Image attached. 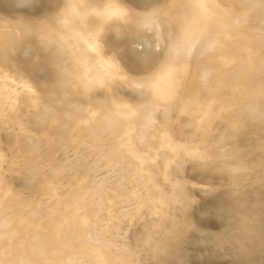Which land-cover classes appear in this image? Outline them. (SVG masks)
I'll list each match as a JSON object with an SVG mask.
<instances>
[{
  "label": "rangeland",
  "instance_id": "374dc122",
  "mask_svg": "<svg viewBox=\"0 0 264 264\" xmlns=\"http://www.w3.org/2000/svg\"><path fill=\"white\" fill-rule=\"evenodd\" d=\"M16 1V4L18 5H14ZM16 1L1 0L0 4L3 6H0V9H2L0 12V20L2 22L14 21L19 25L25 24L29 21L27 19H21V16L29 14L32 15V13H34L32 7H38L40 9L42 8L43 4L44 7L40 10H49L46 16L51 17L50 20H58L59 18L57 16L62 12L61 10L64 9V6L66 5L65 3L67 2V0H57L56 2L55 0H51V2H49L50 0ZM44 1L48 2V5L49 3L50 5L53 4L55 7H50L51 9L53 8L52 10H50V8L46 9L48 8V5L47 3H43ZM59 1H61V3ZM104 1L107 0H98V6L105 5L107 7V4L112 0H108V3ZM128 1L130 0H126V3L124 0L123 3L122 0L123 4L126 3L125 8L127 11L128 5L130 3H128ZM143 1L144 3L150 2V0ZM54 2H59V8L57 7L58 4H55ZM62 2L64 3L63 5ZM36 3H38L39 6ZM75 4L79 3L75 2ZM20 5H23V8L26 7L28 10H24L25 8H22V11L19 10V7L21 8ZM45 5H47L46 8ZM130 5L133 6L132 4ZM28 6H32L31 9ZM101 6L95 7L102 9ZM105 6L103 7L102 11L99 9L100 11L98 12V9L95 11V7H92L93 9L88 8V6L85 4L82 5L83 8L79 12L81 15L83 13L87 15L88 11L90 10L92 12H97V14L95 13L96 15L90 12L92 15L87 21L81 16L80 25L82 30L81 32H83L85 35L84 37H90L91 39L96 40L94 44H91L94 45V47H90V50L87 48L90 45H82L81 49L78 48L76 50L68 43H58L57 41L56 43L58 44H55L54 48L51 50V53L53 54H51L50 51L47 53V56L48 54H51L47 57L50 58L46 59V57H44L46 54L41 57L47 61L45 62L43 60L44 63L41 64V67L36 66L34 58L32 57V49L29 47V45H27L29 50L23 49V52L18 50L19 52L17 53H15L14 50L8 53L6 55V63L10 70L8 75L11 76L15 84L18 86L25 81L22 71L17 68L18 62L21 61L23 62L21 66L30 74V78L32 77V80L37 84L36 87H38L40 92L44 93L45 99L49 101H52L55 98L75 100L77 97L84 100H98L101 103V107L104 109V111H106L105 109H109V101H111L110 99L119 100L121 102H126L130 105H137L139 107L152 101L154 90L151 86L145 89L146 91H140L136 90L134 85L138 83L137 81H150L156 75L160 67H162L165 59H167L171 53V46L175 41L174 37L176 28L172 24V21H169L171 18H168V20L164 18V20L166 19V23H163L162 25L163 30L166 32V39L162 42L157 38V36H152V38L148 35L149 37L146 39L147 41L143 40V45L140 43V46L142 47V49H140L143 52H140V49H137L138 43L134 38H132L136 35L130 36L131 40L127 43V47L131 50L128 48L127 49L129 52L131 51L130 54L132 53L133 55L130 56L128 54L129 52L127 53L128 50L123 52L125 55L127 53L128 57L126 55V58L129 59L128 61H131L130 58L132 59V56H134V58H138V61H141H139V63L143 66L149 62L154 66L153 68L151 67L149 71L136 68L135 70H137V72L132 68H129V66L131 67L132 65H139L136 59H132L133 61L135 60L134 63L136 65L132 63L133 61L126 63L127 59L123 58L125 57L124 54L121 55L122 51L115 52L111 50L113 47H109V39H106V43L108 44H103V42L105 43V39L103 42L98 40L99 38L97 34H99V32L102 30L101 27L106 24L105 21L108 16V12H106L107 8ZM7 9H9V11L11 10V12H15V15L13 14L15 17H13L12 14L9 15V11ZM214 9L217 12L216 14L219 18L216 20V22H212L210 27H208V29L203 34L200 42H198V44L193 48L190 55V60L188 62L189 64L187 66L188 69L184 71V74L182 73V75H180L177 81L178 84L174 89L175 91L173 90L172 92V96L174 95L172 104H170L169 101H166L158 108L155 124H157V126L159 125V129H155L156 134L158 135L154 137V142L150 136V138L148 137L149 140L146 138V147L140 154V156H143L141 161L138 159L139 157L136 158L137 160H133L134 156L130 154V152L134 153L136 149H122L115 161V167L113 169L114 171H109V191L112 192V195L115 198L121 199L124 198L126 194H130L134 196V202L136 203V206L140 205L142 208L140 218L133 220L128 217L125 221L124 227V231L126 230L124 234L125 238L129 241L131 238L133 240L130 241V243H138L140 247L144 246L141 247L144 251L141 249L142 252L139 255L140 261L138 264H167L173 260L175 256H178V264H264V131H262L264 128H261L260 126L262 125V127H264V97L262 99L259 98L261 96L260 94L263 92L262 86L264 88V82H262L264 81V72H262L264 67L263 70L261 67L264 62V0H214ZM6 10L8 14H6ZM53 10H55V12ZM101 12L103 14H100ZM104 12L106 14H104ZM42 13L39 12L38 15ZM126 15L124 14V18L120 22L123 25L126 22L125 19H127ZM8 16L11 17L9 18ZM116 22L117 21L115 20L110 22L115 24L112 26L113 30L111 29L112 33L110 34V36L113 37L118 34L117 32L120 33L121 30V26L116 25ZM136 22H139V20ZM156 33L160 32L157 31ZM36 35L37 34L34 27L31 33L27 34L26 38L29 37L32 40H35L37 38L35 37ZM18 37L23 38L19 28L12 32V40H15L16 38L18 39ZM150 37L152 40H150ZM237 40L241 42L237 43ZM250 40H252V43H250ZM245 41H247L250 45ZM242 42L246 45H243ZM107 45L108 47H106ZM247 45H249L247 48H250L254 45L253 47H255V51L258 48L256 46L260 47L261 45L260 48L263 47V49L258 48L261 52L263 51L262 53L259 50L256 51L258 52L257 55L259 54V57L257 58L259 61L255 60L257 56H254V48L252 47L253 49L250 48L249 50L246 48ZM46 47H48V45ZM105 48L107 51H105ZM121 48L126 49V46H121ZM233 48L234 54H231L232 52L230 51V54L229 52L227 54L228 49L232 50ZM237 49L239 52L243 49L245 53L246 51H250V56L248 53L247 55H244L249 58V60L254 58V61L257 62V66L254 65L255 62L252 64L253 66H256V69H260L259 71H254L255 73L258 72V74H256L258 77L255 74H250L251 76L249 75L248 77L247 73L249 74V71L251 70L248 71L247 69L250 66L245 65L247 68L244 66L247 70L245 71L247 72L245 74L246 78L245 76L244 78L247 79L251 77L250 80L252 79L251 81H253L255 85H251L253 82L250 83V80H248L249 84H247V82L242 84L245 81H240V78L243 76L241 74L245 69L242 68L240 74L236 73L240 70L236 68L238 67L236 62L239 60L232 61V63L235 62L236 65H233L232 69H230L232 64H229L230 67L228 69L226 68L228 67L226 66L228 64L227 62V64L224 62V64H222V61H227V59L230 60V58L234 57V55L236 56L234 59L237 60V58H241L246 60L248 63L249 61H247V58H243V54L242 56L238 55ZM113 50L116 49L113 48ZM218 50L221 54L220 58L222 55H224L222 54L223 52L225 55L227 54V56L230 55V57L228 56L229 58L227 59L225 57H222L221 60L218 59ZM138 51L141 54L139 55L140 57L136 56V52ZM73 52H75L76 55H73ZM235 52L239 57L235 54ZM211 53H214V56L217 55L218 57L211 56ZM251 53L254 57H251ZM62 54L65 55V57L62 56ZM56 55H60L58 56L59 60L64 61L62 62L63 65L61 62H59V64L62 65V68H69L70 71L64 68H60L61 71L60 69H56V73L53 71V67L56 65L55 62L58 63V60L55 59L57 58ZM86 55L88 56L85 57ZM143 55H145L144 58L147 61H142ZM231 55L233 56L231 57ZM93 56L94 58H98V60L100 59L101 62L98 60L94 61V58L92 59ZM120 57L125 60L126 64ZM209 57H213V60L217 58V60L220 61H212V59H209ZM53 58L55 60H53L54 62L52 61ZM224 58L226 60H223ZM243 60L241 63H244ZM65 61H68L70 64L67 62L68 65L65 66ZM258 63H261L262 65ZM59 64H57V67ZM96 64H101L103 68ZM127 64L129 66H127ZM48 65L53 66L48 67ZM69 65L72 67V71ZM234 66L236 72L233 69ZM242 66L243 64L241 67ZM0 67L1 75L7 74L4 73L2 64ZM85 67L88 69V77L84 74ZM93 67H97L96 70L98 71L93 69ZM49 68H52L53 70H50ZM57 70L60 72H58L59 74H63L60 75L64 76L63 79L58 77ZM62 70H64V72H62ZM94 70L96 71L95 73ZM230 70L234 71L235 75H232ZM67 71L70 77L69 75L68 77L67 75H64ZM72 72L75 73L72 75L75 78H73V80L76 82L71 79ZM259 72H262L261 74L263 78L262 76H260L261 78L259 77V75H261ZM52 73L57 74V78L54 77L55 75H52ZM96 73H98V75ZM250 73H253V71ZM254 75L256 78L253 77ZM238 76L240 77L239 79ZM69 80L72 81L73 84L75 83L74 86ZM237 80L238 82H236ZM67 81L69 83H67ZM83 83L87 86H85ZM88 85H90V87ZM247 87V91L250 94L248 96L245 95L247 92L245 91ZM250 88H252V92L249 91ZM243 93L245 98H243ZM73 95H76V97H72ZM235 95L241 97V102ZM88 96L91 98H87ZM262 96H264V94ZM209 97L211 98V101H209ZM252 97H254L253 101ZM230 101L234 103H231ZM238 101L240 103H244L239 106ZM257 101H261L260 104L263 103V105L259 104L262 106V109L258 108L260 106L258 105ZM202 103L204 105H202ZM230 104L234 105L230 106ZM254 104H257V106ZM189 105L192 107L190 108ZM202 106H204V110L202 109ZM218 106H220V108L223 106V110L218 111ZM244 106L246 107L244 108ZM210 108L215 111V113L213 112L215 115H213ZM225 108L227 109L225 110ZM28 109L30 110V107L28 102L25 100L21 104L20 111L21 113H25ZM260 110H262V112ZM250 111L253 113L250 114ZM208 112L209 114H207ZM219 112L220 114H218ZM222 112L224 114H222ZM219 115L220 117H218ZM254 116L257 117L256 120ZM216 118L223 119L219 121L216 120ZM30 130L33 133H41L43 132V127L41 123L35 120V118H31ZM1 139V149L5 157V161H10L11 157H15V155L20 156H18V162H20L19 166H17L16 163H12L13 169L11 170L10 178L13 184L19 187H24L25 184H28L27 173L29 172L30 166L33 164L32 162L30 163V157L25 153V150L28 149L26 136H23L22 134L13 135L8 131L2 130ZM80 140L81 137H79V139L74 144H72V146H77ZM151 146L152 149L147 151ZM195 149H197L198 153L193 155V161L191 160L187 166L186 162H182V165L177 166L178 160H182L185 157L189 158V155H191L190 153H192ZM138 153L139 149L136 150L135 154ZM187 173L190 174V177L187 176ZM193 174H195V177H197L195 178L194 176H191ZM183 176H185L184 180L182 179ZM153 177H157V180L161 186L160 188L162 195L160 192L152 190V188L149 186ZM42 178H44V175ZM188 195L190 196V199L188 205H185L184 200ZM167 201H170V210L165 215H163L162 212L165 209L164 206ZM109 209L111 212H114L117 211L118 206H109ZM162 217L163 222L161 221ZM214 219L219 225H216ZM204 220L206 221L204 222ZM141 222L142 226L140 224ZM206 222H208V226L205 225ZM212 222L215 223V226H212ZM146 224L147 226H144ZM160 224L161 226L158 227ZM192 224H194V226ZM138 228H140L144 233L142 231V233L139 232L140 230L138 231ZM142 228H145V231ZM185 234H187V236L190 234V237L187 238ZM196 246H200V248L205 246L206 248L203 247V249H199L198 247L196 249ZM150 256L152 257L151 261H149ZM197 260H199V262H197Z\"/></svg>",
  "mask_w": 264,
  "mask_h": 264
},
{
  "label": "bare ground",
  "instance_id": "6f19581e",
  "mask_svg": "<svg viewBox=\"0 0 264 264\" xmlns=\"http://www.w3.org/2000/svg\"><path fill=\"white\" fill-rule=\"evenodd\" d=\"M56 1L57 0H55V2ZM107 1H104V2H107ZM49 2H51V0ZM59 2L61 3V1ZM75 2L79 4H75ZM16 3L17 1L15 2L14 5H18ZM43 3L45 4L47 3L48 5V2L44 1ZM58 3H55V4H58ZM123 3H124V0H123ZM128 3L129 5L132 4L133 6L130 5L129 7L128 5V11H126L125 13V15L127 14L126 15L127 19H125L126 20L125 24L124 25L121 24L120 23L121 20L120 21L115 20L117 21L116 25L121 26L120 33L117 32L118 34L115 37L110 36L113 30L112 26H114L115 24L106 23L101 27L102 30L99 32V34H97L99 38L98 40L103 42V40L105 39V43L103 42V44L110 43L108 44L109 47L112 46L114 49H116V50H113L112 48L111 49L112 51H115V52L122 51L121 55L124 54L123 52H126V50L129 49L127 47V43L131 40V37H130L131 35L133 36L136 35L135 37H132V38H134L135 41L138 43L137 49H140V48L142 49V47L140 46V43L141 45H143V40L147 41L146 39L149 36L151 37L157 36V38L163 42L166 39L165 38L166 32L163 30L162 24L166 23L165 21L166 19L168 20V18L169 19L171 18V20L169 21H172V24L176 28L175 37H174L175 41L173 45L171 46V53L168 56V58L165 59L164 64H162V67H160V69L157 71L156 75L153 78L150 77L152 78L150 81H147V82H145L144 80H142V82L137 81L138 85L137 84L134 85L136 90L146 91L145 89H147L149 86H151L152 89L154 90V96H153L152 101L148 102L146 105H143L141 107L137 105H130V104H127L126 102H121L119 100L110 99L111 101H109V109H105L106 111H104V109L101 107V103L98 100L97 101L96 100H84V99L77 97L75 98V100L55 98L54 100L49 101L45 99L44 93L40 92L38 87H36L37 84L32 80V77L30 78V74L21 66V64L23 63L21 61L18 62L17 68L22 71L25 81L17 86L14 80L11 78V76L8 75L10 70L6 63V59H7L6 55L14 50H15V53H17L19 52L18 50H21V51L23 49L29 50L28 48L31 47L32 49L31 52H32V57L34 58V62L37 67H41L42 66L41 64L44 63L43 62L44 58L42 59L41 57H43L46 54L44 57H46V59H49L50 57L49 58L47 57L53 54L51 53L52 52L51 50L52 48H54L55 44H58L60 42H65L66 44L67 43L70 44V46L76 50L78 48L81 49L82 45L89 46L91 44H94L96 41L95 39H91L90 37L88 38L84 37L85 35L83 34V32H81L82 30H81L80 23H81V16L87 21L88 19L91 18L92 14H95V13L97 14V12H92L90 10L88 11V13L86 12L87 15H85V13L81 15L79 12L83 8L82 5H85V4L88 6V8H92L95 6L100 7L101 5L98 6L99 5L98 0L97 1L95 0H84V1L67 0V2L65 3L66 5L64 6V9H62L61 10L62 12L58 14L57 16L59 18L58 20H50L51 17L46 16L49 10L47 11H45L44 9H43L44 11L40 10L44 7V4L42 8L40 9L38 7L33 8L32 7L33 4H32L31 7L34 13L30 15L28 11L29 15L21 16V19H27L29 21L25 24L19 25V24H16V22L14 21L2 22L0 20V65L1 64L3 65V71L4 73H7L4 75H1L0 73V264H138V262L140 261L139 255L143 250L141 247H144V246L140 247L138 243L137 244L133 242L130 243V241H133V240L131 238V240L129 241L125 238L124 234L126 230L124 231V227H125V221L128 217L133 220L134 219L137 220L140 218V213H141L142 208L140 205L136 206V203L134 202L135 200L134 196L130 194H126L124 198H121V199L115 198L112 195V192L109 191V171L110 170H112V172L114 171L113 169L115 167L114 166L115 161L118 157L119 152L122 149L123 150L139 149L138 154H135L136 150L134 153L130 152V154L134 156L133 160H137L136 158L139 157L138 159L141 161V158L143 156H140V154L146 147V138L150 136L153 141L154 137L158 135L156 134L155 129H159L158 128L159 125L157 126V124H155V120L157 118L159 106H161L166 101H169L170 104H172V100L174 98V95L172 96L173 94L172 92L176 88V85L178 84L177 81L180 75H182V73L184 74V71L188 69L187 66L189 64L188 62L190 60V55L192 53L193 48L198 44V42H200L201 38L203 37V34L208 29V27H210L212 22L214 21L216 22V20L219 17L216 14L217 12L214 9V0H179V1L178 0H152V1L150 0L149 3H144L143 0H130L128 1ZM36 4L38 5V3ZM63 4L64 3L62 2V5ZM47 5H45V8L47 7ZM49 5H48V8L46 9H49L50 7H55L53 6V4H51L50 6ZM59 6L60 4L57 5L58 8ZM102 6L101 8L103 9L105 5L103 7ZM31 7L29 8L31 9ZM22 8H23V5L21 6V8L19 7V10L22 11ZM24 8H23L24 10L27 9L26 7ZM106 8L108 9V7ZM52 9L50 8V10ZM96 9H98V12L100 10L102 11V9L95 7V11ZM7 10L9 11V9ZM7 10L5 11L6 14L9 13V15L10 14L13 15L15 13L13 11L12 13L11 10L7 13ZM1 11L2 9H0V12ZM53 11L55 12V10ZM39 12L41 13L44 12V13H42L43 15L42 14L38 15ZM90 12L92 14H90ZM100 14H103V13L101 12ZM104 14L106 13L104 12ZM14 15L13 17H15ZM16 16H17V11H16ZM8 17L10 18L11 16H8ZM164 18L166 19L164 20ZM137 20H139L140 23L136 22ZM34 27H35L36 34H37L35 37L37 38L35 40H32L29 37L26 38L27 34L31 33ZM18 28L20 29V33L22 34L23 38L18 37V39L16 38L15 40H12V32L14 30H17ZM157 31L160 33H156ZM151 37H150V40H152ZM106 39L107 40L109 39V42L107 41L108 43H106ZM252 40H250L251 41L250 43H252ZM57 41L58 43H56ZM238 42H241V41L237 40V43ZM27 45H29V47H27ZM47 45L48 47H46ZM50 45H53V46H50ZM108 45L106 47H108ZM243 45H246V44H243ZM249 45H247L246 48ZM121 46L122 47L126 46V49L121 48ZM256 47L260 48L261 45L260 47L259 46H256ZM263 47L260 49H263ZM87 48H89L88 50H90V46ZM250 48H247V49L250 50ZM253 48H254L253 50V53H254L255 47ZM258 48L257 50L260 51V49ZM141 49H140V52H143L141 51ZM129 50L127 51V53L129 52ZM49 51L51 54H48L47 56V53H49ZM105 51H107L106 48H105ZM229 51L232 52L231 54H234V48L232 50L228 49L227 54ZM237 51L236 52L238 53L239 56L240 55L242 56V54L247 55V53L250 56L249 54L250 51L249 52L246 51L245 53V51L242 49V51H240L241 54L238 49ZM256 51H255L256 54L254 53V56L255 55L257 56L255 60L259 61V59H257L259 57V54L257 55L258 52ZM130 52L128 54L130 56L133 55L132 53L130 54ZM140 52L139 51L136 52V56L140 57L139 56L141 55ZM236 52L235 54L237 55ZM211 54L210 55L213 57L217 56V55L214 56V53H211ZM222 54L224 55H222L220 58L221 54L219 52L218 59L221 60L222 57H225L226 59L230 57V55H228L229 57L227 56V54L225 55L224 52ZM73 55H76V53L73 52ZM126 55L125 57L123 56L122 57L126 58ZM245 55L243 56V58L246 57ZM251 55H252L251 57H254L252 53ZM56 56L58 58V56L60 55H56ZM62 56L65 57V55L63 54ZM87 56L88 55H86L85 57ZM232 56L233 55H231V57ZM122 57L120 58L123 59ZM144 57L145 55H143L142 57L143 60L141 58L140 59L144 61L145 60ZM234 57L236 58L235 55ZM234 57L230 58V60L227 59V61H222V64L227 62L228 64L227 63H226L227 65L225 64L226 66H228L226 67L227 69L230 67L229 64H232L230 67V69H232V66L235 65V62L232 63V61L239 60L238 61L239 63L236 62L237 63L236 65L238 67H241V65L243 64V66L241 68L236 67L238 70L240 69L239 71L237 70L238 72H236V69H234L236 65L233 67V69L235 70L237 74L241 73L240 71L242 70V68L245 69L241 74L243 75L242 78H244V76L246 78L245 74L247 72L245 71L247 70L253 71V73H250L251 71H249V74L247 73L248 77L250 74L252 75L258 74V72L257 73L254 72L256 70L258 71L260 70V69H256L257 62L254 61V58H252L253 60L252 61L251 59L249 60V58L246 57L247 61H249L248 63L246 62V60H243L240 58L241 61L242 60L244 61V63H241L240 59L237 58L236 60L234 59ZM57 58L55 59L58 60V63L55 62L56 65H54L55 67H53L54 70L52 68L51 69L49 68V69L53 70L55 73H56V69H60V68L61 69L64 68L70 71L69 68L68 69L66 67L62 68V65H63L62 62L64 61H60L59 58L58 59ZM93 58L94 56L92 57V59ZM133 58L134 56H132V59ZM210 58L211 57H209V59ZM225 58L223 60H226ZM262 58H263V55H262ZM126 59H127L126 63L127 62L130 63L131 61H133L131 58H130L131 61H128L129 60L128 58ZM53 60L54 58L52 59V61ZM95 60H98V58H94V61ZM216 60L217 58L215 60L212 59V61H216ZM220 60H217V61H220ZM98 61H100V59ZM123 61L125 63L124 59ZM134 61L132 62L133 64H135ZM59 62H61L62 65L59 64ZM67 62L65 66L68 65L69 62L68 63ZM253 62H255V64ZM252 63L256 66H253ZM261 63H258V64L262 65ZM57 64L61 66L58 65L59 67L58 68ZM101 64H96V65H100V67L103 68L102 66L103 64L102 65ZM151 65L152 64H150V62L148 64H145L144 66L139 63V65H136V66L132 65L130 67L127 64V66H129L130 69L132 68L133 70H135L136 68L137 69L141 68L144 71H149L151 67L152 68L154 67L153 65L152 66ZM245 65L250 66V67H248V69L246 70L247 67ZM52 66L48 65V67H52ZM261 67L263 70L264 62ZM129 68L127 67L128 70ZM84 69H85L84 74L85 76L88 77L89 74H88L87 67H85ZM93 69L96 70L97 67L96 68L93 67ZM95 70H94V73L98 71V70L96 71ZM0 71H1V67H0ZM68 71L66 72V74H64L65 76L67 75V77L69 75ZM71 71H72V67H71ZM226 71H229V70H226ZM58 72L59 71L57 70V73ZM62 72H64V70H62ZM231 72H232V75H235L234 71H231ZM262 72H264V70ZM55 73H52V75L53 74L55 75L54 77L57 76V74ZM59 73H58V77H61L63 79L64 76H60L63 74H59ZM73 73L74 72H72L71 75ZM261 73L259 72V74ZM96 74L98 75V73ZM255 75L253 77H255ZM260 76H262V74L259 75V77ZM73 78L74 76L72 75L71 79L73 80ZM239 78L240 77L238 76V79ZM242 78H240L241 79L240 81L241 82L245 81L242 84H245L246 82L247 84H249V82L250 83L253 82L251 81L252 79L250 80L251 77L247 79L244 78L245 80ZM248 80L250 81L248 82ZM236 82H238V80ZM67 83L69 82L67 81ZM71 84L74 86L75 83L73 84L72 82ZM253 84L254 82L251 85ZM88 86L90 87V85ZM247 90H248V87L245 91ZM251 90L252 88H250L249 91L252 92ZM262 91L261 92L264 94L263 86H262ZM247 92L245 95L247 96L250 95L249 92L248 94ZM262 93L260 94L261 96L259 95L260 96L259 98L261 99L264 97L262 96L263 95ZM243 96H244V93H243ZM72 97H76V95L75 96L73 95ZM236 97L241 102V97L240 96H236ZM87 98H91V97L88 96ZM243 98H245V96ZM253 99L254 97H252V101ZM25 100L28 102L30 110L28 109L27 112L21 113L20 111L21 104ZM209 101H211V98ZM230 102L234 103L232 101ZM240 102L238 103L239 106L242 105V103H244V102L242 103ZM260 102L261 101H257L258 105L260 104ZM263 103H261L260 105H263ZM202 105L204 104L202 103ZM231 105L232 104H230V106ZM254 105L257 106V104H254ZM218 107H219L218 111L223 110V106H221L222 109L220 108V106ZM245 107L246 106H244V108ZM261 107L262 106L258 108L260 109ZM203 108L204 106H202V109ZM226 109L227 108H225V110ZM260 111L262 112V110ZM213 112L215 113V111L212 110V113ZM250 112H251L250 114L253 113L252 111ZM214 113L213 115H215ZM207 114H209V112ZM218 114H220V112ZM222 114L224 113L222 112ZM263 114H264V110H263ZM218 117H220V115ZM31 118H35V120L41 123L43 127V132L33 133L30 130V119ZM222 119L216 118V120H219V121H221ZM256 119L257 117H255V120ZM260 126L261 128H264L262 127V125ZM2 130L8 131L9 133H12L13 135L22 134L23 136H26V142L28 143V149L25 150V153L28 154V156L30 157V163L32 162L33 164L30 166L29 172L27 173L28 174L27 176L28 184H25L24 187L22 186L19 187L13 184L11 181L10 173H11V170L13 169L12 163H16V165L19 166L20 162H18L19 161L18 158L20 156L18 155L19 156L18 157L17 155H15V157H11L10 161L9 160L5 161V157L1 149ZM262 131H264V129ZM79 137H81L79 144L73 147L72 144H74L79 139ZM151 149H152V146L149 147L147 151ZM194 151L190 153L191 155H189V158L185 157L182 160H178L177 166L182 165V162L183 163L186 162V166H187L191 162V160L193 161L194 160L193 155L198 153L197 149H195ZM59 152L62 154H60ZM187 174H188L187 176L190 177V174L189 173ZM43 175H44V178H42ZM191 176L195 177V174ZM182 179L184 180L185 176H183ZM149 186L152 188V190H156L157 192L161 193V188H160L161 186L157 180V177H153L151 184ZM189 197H190L189 195L186 196V199L184 200L185 205L186 204L188 205V202L190 199ZM170 205H171L170 201H167L164 206L165 209L162 212L163 215H165L170 210L169 208ZM109 206H115V207L118 206V209L117 211L111 212L109 209ZM162 220H163V217L161 221ZM205 221L206 220H204V222ZM140 224L142 226V222ZM207 224L208 222H206L205 225ZM214 224L215 223L212 222V226ZM217 224L218 222H216V225ZM192 225L194 226V224ZM144 226H147V224ZM160 226L161 224L158 227ZM140 228L137 229L138 231L140 230L139 232L142 231ZM135 230H136V227H135ZM185 235L187 236V234ZM189 235L187 236V238L190 237ZM137 236H138V233H137ZM198 247L199 249H203V247L205 246L201 248L200 246ZM198 247L196 246V249ZM151 258L152 257L150 256L149 261L152 260ZM141 259H142V256H141ZM178 261H179L178 256H175V258L171 260L170 262H168L167 264H178ZM197 262H199V260H197Z\"/></svg>",
  "mask_w": 264,
  "mask_h": 264
},
{
  "label": "clouds",
  "instance_id": "9594fccd",
  "mask_svg": "<svg viewBox=\"0 0 264 264\" xmlns=\"http://www.w3.org/2000/svg\"><path fill=\"white\" fill-rule=\"evenodd\" d=\"M107 7L110 11L105 21L106 23H110L113 20H123L127 9L121 0H112V2L107 5Z\"/></svg>",
  "mask_w": 264,
  "mask_h": 264
},
{
  "label": "snow or ice",
  "instance_id": "6c2138e0",
  "mask_svg": "<svg viewBox=\"0 0 264 264\" xmlns=\"http://www.w3.org/2000/svg\"><path fill=\"white\" fill-rule=\"evenodd\" d=\"M109 11H110V10H106V12H108V13H109ZM90 47H94V45H90Z\"/></svg>",
  "mask_w": 264,
  "mask_h": 264
}]
</instances>
